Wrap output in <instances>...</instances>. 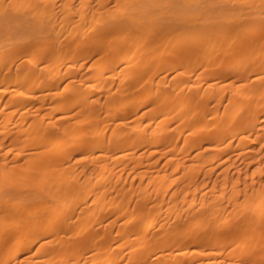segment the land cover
I'll return each mask as SVG.
<instances>
[{"label":"bare ground","instance_id":"6f19581e","mask_svg":"<svg viewBox=\"0 0 264 264\" xmlns=\"http://www.w3.org/2000/svg\"><path fill=\"white\" fill-rule=\"evenodd\" d=\"M0 264H264V0H0Z\"/></svg>","mask_w":264,"mask_h":264}]
</instances>
